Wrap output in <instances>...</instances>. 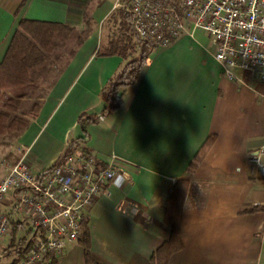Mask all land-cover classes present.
<instances>
[{
  "label": "crops",
  "instance_id": "obj_1",
  "mask_svg": "<svg viewBox=\"0 0 264 264\" xmlns=\"http://www.w3.org/2000/svg\"><path fill=\"white\" fill-rule=\"evenodd\" d=\"M102 2L0 0V63L20 20L79 29L85 10L92 17L90 35L42 98L37 116L6 147L0 179L4 164L23 155L39 174L72 146L74 152L85 149L102 166L111 164L116 176L107 189L110 195L101 190L84 214L97 264H150L169 237L164 224L168 192L176 180L186 179L181 248L168 264H264V177L250 163L251 156L264 152V86L249 74L228 80L213 59V44L209 53L192 36L183 35L153 52L137 82L121 90L120 108L101 115L106 108L101 93L124 64L117 56L94 55L103 35L98 29L115 9L97 21ZM23 101L28 105L32 99ZM83 114L98 118L84 125L86 135L79 124ZM209 137L213 143L189 172ZM12 200L7 196L1 206L10 220ZM28 220L22 216L19 224L31 238H12L9 232L1 241L7 245H1L0 264L14 259L3 253L12 240H32ZM83 252L78 240L56 264H85Z\"/></svg>",
  "mask_w": 264,
  "mask_h": 264
},
{
  "label": "built area",
  "instance_id": "obj_2",
  "mask_svg": "<svg viewBox=\"0 0 264 264\" xmlns=\"http://www.w3.org/2000/svg\"><path fill=\"white\" fill-rule=\"evenodd\" d=\"M118 8L130 17L138 39L153 52L200 30L211 39L213 59L223 76L234 81L249 74L264 86V0H128L124 5L117 3ZM261 96L264 99V91ZM263 154L259 150L250 158L251 168L262 177ZM24 158L3 166L0 258L1 241L10 231V219L1 206L7 196H13L12 218L18 223L22 216L30 218L33 229L31 246L18 264H39L45 256L59 257L83 237L85 211L101 190L108 189L116 171L83 151L67 155L39 174L31 171Z\"/></svg>",
  "mask_w": 264,
  "mask_h": 264
},
{
  "label": "trees",
  "instance_id": "obj_3",
  "mask_svg": "<svg viewBox=\"0 0 264 264\" xmlns=\"http://www.w3.org/2000/svg\"><path fill=\"white\" fill-rule=\"evenodd\" d=\"M127 2L128 0H124L121 5ZM82 19L83 26L79 29L60 23L31 20L18 22L5 57L0 63V143L3 142L2 144L9 147L37 116L42 98L91 33L92 17L87 10L83 12ZM103 32L105 35L101 37L95 56H117L124 63L119 73L101 93L106 103L101 115H106L120 108L121 90L137 82L153 49L148 43L138 39L132 29L130 17L120 8L114 9L105 19L101 25V33ZM52 73L56 78L49 82L47 77ZM25 99L32 101L25 105L23 103ZM97 121V117L81 115L79 124L83 133L86 135L85 124ZM213 141V137L205 141L190 164L189 172L202 161ZM72 147L65 151L62 159L74 152ZM80 151L86 152L85 149ZM187 186L186 179L176 180L168 192L164 224L169 227V237L152 254L150 264H168L170 256L181 248L180 214ZM21 228V224L10 220L12 238ZM79 241L83 247L85 264H97L92 259L85 228L84 235ZM30 246L31 241L26 239L16 244L12 240L9 248L3 253L6 256L13 254L14 259L10 264H18ZM41 264H56V258L47 257Z\"/></svg>",
  "mask_w": 264,
  "mask_h": 264
},
{
  "label": "rangeland",
  "instance_id": "obj_4",
  "mask_svg": "<svg viewBox=\"0 0 264 264\" xmlns=\"http://www.w3.org/2000/svg\"><path fill=\"white\" fill-rule=\"evenodd\" d=\"M123 1L124 0H104V2H102V4L99 6V8H97V11H96V13H95V18H96V20L98 19V17H99V19L97 20V21H100L101 19H102V16L103 15H105L106 13H107V11L111 8V7H113L114 8V6L117 4V3H119V4H122L123 3ZM98 31L99 32H97V34L98 33H101V28H99L98 29ZM103 34L105 35V32H103ZM100 35H97V38L99 37ZM101 37H103V35L101 36ZM192 37L194 38V40L196 41V42H198L200 45H202L203 46V48L205 49V50H207L209 53H212L213 51H212V41H211V39L207 36V34L206 33H204L203 31H200V30H197V31H194L193 32V34H192ZM100 46V43L98 44V47ZM98 47H97V49H98ZM95 55V54H94ZM99 58V57H98ZM48 78V80H49V82H52L56 77H55V75H54V73H52V74H50V76H48L47 77ZM45 85H43V87H44ZM45 88V87H44ZM3 142H1L0 143V168H1V160H2V157H4L3 155H4V153L5 152H7V146H5L4 144H2ZM35 173V172H34ZM27 223L28 224H30L31 223V221H27ZM10 232V231H9ZM25 236V238L28 240V239H30L31 237H30V235L29 234H27V231H23V230H20L19 232H17V234H16V238L17 239H20V238H22V237H24ZM17 241V240H16ZM7 243V241H5V244ZM1 245H2V247H6V245H4L3 243H1ZM11 259H13V257H11ZM10 259V260H11Z\"/></svg>",
  "mask_w": 264,
  "mask_h": 264
}]
</instances>
